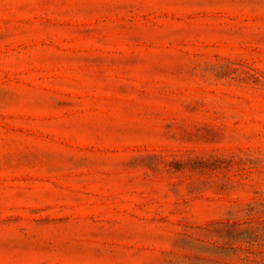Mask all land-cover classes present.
Returning <instances> with one entry per match:
<instances>
[{"label": "rangeland", "instance_id": "rangeland-1", "mask_svg": "<svg viewBox=\"0 0 264 264\" xmlns=\"http://www.w3.org/2000/svg\"><path fill=\"white\" fill-rule=\"evenodd\" d=\"M0 264H264V0H0Z\"/></svg>", "mask_w": 264, "mask_h": 264}]
</instances>
